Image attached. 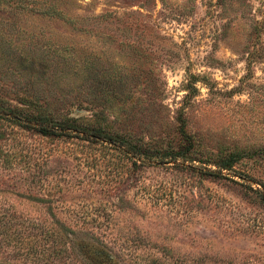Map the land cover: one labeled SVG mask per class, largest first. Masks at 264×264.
<instances>
[{"label":"rangeland","instance_id":"374dc122","mask_svg":"<svg viewBox=\"0 0 264 264\" xmlns=\"http://www.w3.org/2000/svg\"><path fill=\"white\" fill-rule=\"evenodd\" d=\"M0 106L197 167L0 119V264H264V0H0Z\"/></svg>","mask_w":264,"mask_h":264},{"label":"trees","instance_id":"16d2710c","mask_svg":"<svg viewBox=\"0 0 264 264\" xmlns=\"http://www.w3.org/2000/svg\"><path fill=\"white\" fill-rule=\"evenodd\" d=\"M0 119L6 120L13 124L22 126V127H30L35 129L36 131L45 134V135H54V136H72L74 129L85 130L86 134L83 136V139H86L90 143L100 144L103 149H114L119 152L122 157L130 159L133 165H138L136 161H139L138 166L145 165L147 160L150 162L152 160L158 159L157 163H161L164 160L166 162H175L176 165H180L182 167H189L192 170L197 169V167L193 164L194 159L190 156H186L182 154L179 150L166 149V150H152L146 147H142L139 144H134L129 142L127 139L119 136L112 135L108 132L101 130L100 128H82L78 127L72 122H60V121H47L41 119L39 116L29 115L27 113H23L22 111H17L10 107L0 106ZM77 135V134H74ZM1 158V157H0ZM2 161L4 163L7 162V156H3ZM141 162V164H140ZM218 170L222 169H230L232 168V164L226 160L217 161L214 163ZM210 173H215V170L208 169ZM264 187V184H261ZM258 195V199L264 201V190L260 191L259 189H255ZM50 222L44 221V228H42L43 235L47 234L48 229H52ZM56 223L61 229L66 230L68 225V221L64 220H56ZM60 248L57 251H61V248H66V245L59 246ZM149 262L154 264H162L163 261L160 257H155L150 259ZM102 264H107L108 261L102 259Z\"/></svg>","mask_w":264,"mask_h":264}]
</instances>
